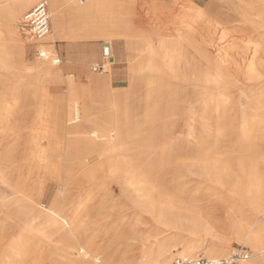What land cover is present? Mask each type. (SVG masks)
<instances>
[{
  "label": "bare ground",
  "instance_id": "bare-ground-1",
  "mask_svg": "<svg viewBox=\"0 0 264 264\" xmlns=\"http://www.w3.org/2000/svg\"><path fill=\"white\" fill-rule=\"evenodd\" d=\"M39 1H46L48 5L52 29L51 33L44 38L36 39L35 45L39 44L37 46V64L27 65L23 61L21 53L22 40L19 38L20 35L17 34L18 30L15 24L21 10ZM163 1L165 4L172 6V8L164 9L163 13L158 15L160 19L158 25L155 24L152 28L155 33L160 34L157 40V50H155L156 56L160 57L167 70L172 73L179 72L183 74V77L188 78L193 89L190 99L194 107L198 98L203 99V95H206V90L201 91L196 87L202 86L205 82L212 83L216 81H219V85L222 80L229 76L227 72L229 68L231 70L234 69V71L239 70L246 84H257L260 81L261 73L255 68L257 61L246 62L244 53L252 49L258 52L259 55H264V42L257 40L256 42L249 41L245 44H236L230 38L229 29H222L223 24H221L231 21L236 22L238 18L242 17L256 16L260 18V12H254L251 8H249L250 10L245 9L244 0H224L227 7L226 13L229 14L226 18L222 15V17H218L220 14H216L215 7L217 5L214 0H208L205 5H199L193 0ZM111 2L112 0H13V5L6 10L5 21H0V69L4 71V75L14 76V78H0V100L2 102L0 104L1 136L9 134L11 125L20 122V120L22 121L24 118L22 115L23 111H20V105L29 94L27 84L30 80H28L29 77H25L27 73L35 76H53L55 82H62L68 85L73 92L82 94L74 97L73 101L71 99L66 101L65 98L57 99L59 101L58 104L60 106L62 104L65 105V108H56L55 114H52L48 119L40 116L41 113L44 114L46 112L44 110L35 119L38 123L34 127L37 131V138H46L57 146V151L59 150L55 154L53 153L54 149L51 147L39 151L37 149V158L39 159L41 170H43V174H40L35 184L38 189L37 197L29 195L24 190L28 186L27 180L18 181V179L16 181L6 176L5 173L13 168L6 163L8 162L7 159L3 163H1L0 159L1 184L4 183L12 192L9 197L0 195V211H2L0 214V264H110V260L107 257H103L95 248L94 240L98 235L97 232L101 228L105 231L109 228H114L116 231L115 236H122L120 231L121 224L120 226H103L106 220L105 216L101 218L103 219L102 224L99 222L100 220H92L94 222L92 223L91 220L87 221L83 218L84 213L90 207L91 201L95 198L91 185L95 183L98 176L85 170L86 172L83 173L81 171L79 176L77 174L76 178L73 175L74 172L70 169L68 161L64 162V159H62L63 148L61 146L65 138L63 131L67 128L69 129L67 141L71 144L68 154L76 153L78 149H83L79 145V140H81L80 138L83 139V134H87L86 138L88 137V140L93 141L97 137L96 127L98 125H110L107 127L111 138L118 139L117 137L130 133V127H118V111L115 113L111 112V109L115 107L113 104L115 103V97L114 91L110 86L111 72H107L108 66L117 61L115 54L112 53L117 40L129 50L140 53H149L152 50V46L149 43H140L137 39L131 38L124 29L118 28L115 30L113 28L111 18L104 13ZM262 3H264V0ZM263 12L261 10V14ZM80 13L85 14L88 19L86 25L81 26L79 23L71 26L70 23L67 25V22L72 20L73 16ZM261 25L264 26V21L261 22ZM84 29L86 30L84 31ZM203 32L205 33L203 34ZM200 33L202 34L199 35ZM216 34L219 36H214ZM196 36L197 41L195 40L192 43ZM75 37L102 38L108 41V47L111 52L110 56L106 58L107 64L104 63L101 66V72L104 74H90L87 77L88 82L85 86L78 84L75 81V76H64L62 78L59 65L60 56L57 54L56 49L40 44L44 41L53 44L55 39ZM211 38H216L217 44ZM224 41L225 43H223ZM210 45L217 51L213 61L209 59L207 51L204 50V46ZM187 48H193V50L197 51L194 54L197 59L199 58L204 63L201 61L197 65V63L190 62L188 67L191 71H183L182 73L175 67V58H180L184 53L183 50ZM130 59L128 68L131 77L137 78L138 73L141 72L138 70L142 69V65L132 58ZM147 66L150 69H155L151 63L144 65L146 68ZM211 69L213 72L210 71ZM143 80H136L133 83H136V85L132 86L134 87V92L138 93L137 96L141 100L142 91L145 90L148 83V81ZM183 89L180 86L179 92H168V96L179 95V98L181 97L180 100L183 101L181 96L184 93ZM209 95L212 96V94ZM87 97L93 103V106H90L91 108L84 105ZM147 99H152V97L148 94ZM255 99L257 97L253 98V100ZM210 100L208 98L207 100H202L203 111H195L192 121L186 124L187 141L192 145L200 146L199 151L201 152L198 153L202 155V163L194 161L189 164L188 162V164L179 169L171 161L172 159H169L170 155L165 161L167 167L164 170H159L155 169V166L149 164V162H143L138 167L131 160L120 163L112 157L109 159L107 167L102 169L103 175L101 178L117 182L120 187V196L125 197L131 205L133 204L141 211L149 213L165 227L171 228L169 237L167 236L168 238L163 239L168 241L169 246H165L162 240L155 251L152 250L154 251L153 253L147 252L138 264H158L161 260L168 263L172 258L170 248L179 244L181 232L206 235L209 230L216 231L217 238L222 242L220 247L208 243L209 245L203 249L205 255L212 257L210 259L220 260L228 258L226 250L230 246L227 244L232 238H235L246 242L252 251L248 258L243 261H237V264H264V183L260 178L261 168L256 167L255 170H250V160L258 164L255 156H236L233 150L230 149L227 151L226 158H221V154L217 152L218 149L216 148L218 143L217 135H215V146L213 148L210 146L204 147V139L200 136L199 138L196 137L194 121L211 119L207 114L213 110L218 111L220 108L218 105H213L214 101ZM41 104L42 106L44 105L43 103ZM153 105L156 110L154 114L148 111L143 120L130 119L134 126L132 131L136 132L135 130L143 122L148 131L147 135H154L152 134V128L156 126L152 122H155L156 118L161 117L160 113L163 112V109H160L162 107L158 98L155 99ZM250 105V111H253V116L245 115L243 133H247L250 126H252L251 121L253 119L251 120V118L255 119L261 114L264 115V105L261 107L252 103ZM97 107L106 109V112L101 111L96 114L94 108L97 109ZM51 109L55 110V108ZM164 111V115H170L175 113L176 110L170 107ZM202 124L208 128L211 126L208 121H203ZM145 126L142 130L145 129ZM166 129L161 137L155 136L160 144L163 143L162 145H165L164 143H167L172 137V129L168 127ZM208 133L210 134L209 131ZM248 136L244 134L243 139H247ZM116 143L117 141H115V145L112 148L114 146L116 149L126 147L146 148L148 149L147 152H139L144 155L149 154L151 150L157 149L158 145H160L159 143L149 142V139L143 143L139 141H134L130 144L124 141ZM98 145L100 150L105 149L108 155L111 156V147L109 150L104 143L103 145L100 143ZM87 147V150H89L93 146L89 145ZM170 151L168 150L166 153L168 154ZM198 153L195 154V158L199 157ZM191 154V151L185 150L180 158L185 161L191 157ZM245 157L248 158L247 161L244 160ZM62 167L64 171H62ZM193 167L198 170L197 176L201 177V179L203 178V180L205 178L206 183L204 185L201 183L193 184L186 188L191 182L187 179V176L192 174ZM170 172H174V174L171 178H168L167 175ZM241 173H244L246 177H240ZM76 179L83 181L88 186L81 188L84 191L80 189L76 195H72V185L75 184ZM46 180L57 189L48 203L42 202V197L46 192L45 185L42 184ZM79 184L82 183L79 182ZM164 184L169 187L163 188ZM66 194L67 197L69 196L68 201L70 204L68 205L71 212L75 213L77 211L79 213L77 218L63 217L61 212L57 210V206H53V203L56 205V199L63 198ZM141 200L145 202L151 201V203L150 205L149 203L143 204ZM248 211L251 212L250 215ZM242 213L247 215L244 219L240 216ZM208 224L212 225L211 228L207 227ZM196 242L197 239L195 237L186 240L182 244L181 249L177 250V253L182 255L180 258L190 257L189 255L196 246Z\"/></svg>",
  "mask_w": 264,
  "mask_h": 264
},
{
  "label": "rangeland",
  "instance_id": "rangeland-1",
  "mask_svg": "<svg viewBox=\"0 0 264 264\" xmlns=\"http://www.w3.org/2000/svg\"><path fill=\"white\" fill-rule=\"evenodd\" d=\"M169 1V0H168ZM199 5H205L208 0H194ZM213 1V0H212ZM216 14H220L218 17H228L227 7L224 0H214ZM257 1V2H255ZM263 0H244L245 9L250 10L251 8L254 12H260V18L256 16H249V18H238L236 22H224L222 29H229L230 38L234 43L245 44L249 41L256 42L257 40L264 42V26L261 25V22L264 21V12L261 14V10L264 11V3ZM37 3V2H35ZM223 5H222V4ZM13 5V0H0V21H5L6 10ZM35 4L24 8L21 10L17 16V22L15 24L16 29L18 30L19 38L23 41L22 47L26 46L25 56L27 59L33 60L37 58V51L35 48L30 47L29 45H35L37 41L32 35L29 33L27 27L24 26L22 15L32 8ZM252 5V6H251ZM224 7V8H223ZM171 9L172 6L169 4H165L163 0H112L111 4L107 9H105L104 13L108 14L112 20L113 28L116 30L118 28L124 29L125 32L131 36V38H135L140 43H149L152 46V50L149 53H140L137 51H131L129 48L123 46L120 41H116L114 44L113 54H115L116 61L114 64L108 66V71L111 72L110 76V86L114 91V108L111 109L112 113L117 112L118 114V127L119 126H128L130 127L129 134H123L118 139L111 138L109 134V129L107 124L98 125L97 128V137L94 140L90 141L86 138V135L83 134L81 140H79V145L83 147V149H78L76 153L68 154L70 150V145L68 143V132L69 129H65L63 131L64 135V143L63 148V156L64 162L68 161L70 165L71 171L74 172V176L76 177L81 174V171L84 173L89 171L93 174H96L98 178L95 180V183L91 185L93 192L95 193V198L91 201L90 207L84 213L83 218L87 221H96L100 220L101 224L103 223V216L106 217L105 223L103 226H114L118 225L121 228L122 236H115V229L109 228L107 231L101 228L98 230L96 239L94 240L95 248L101 253L103 257H107L109 259L110 264H138L142 257L147 253H153L158 246V244L164 239L169 237V233L171 228L165 227L161 222L157 221L154 217H152L149 213L145 211H141V209L136 208L133 204L129 202L125 197L120 196V187L114 180L103 179L101 176L103 175L102 169L106 168L109 159L113 157V159H117L120 163L124 161L131 160L136 166H141L143 162H149V164L154 165L155 169L164 170L167 167L166 160L169 159L175 163L179 169L186 164L193 163L194 161L201 162L202 155L199 154V147L197 145H192L188 143L186 137V124L189 121H192V117L195 111H203L204 106L202 104V100L214 101L213 105L220 106L218 111H212L207 114L211 119H203L194 121L195 134L196 137L204 139V144L207 145L204 147L215 146V135H217L218 143L216 148L218 149V153L220 152V157L226 158L228 154V150H233L236 156L240 155H250L255 156L256 160H258V164L254 163L250 160V170H255V168L260 169V178L264 183V115L258 116V118H251L252 126L247 133H243V121L245 115L253 116V111H250V103L258 105L261 107L264 105V55H259L258 52L250 49L244 53L245 61H257L255 68L261 73V79L257 84H246L244 83L245 79H243L242 75H240V71H234V69H228L227 72L229 76L222 80L218 85L219 81L216 82H205L202 86H198V90H206V95H203V99H199L195 104V107L192 105L193 102L190 99L192 97V88L190 81L188 78L183 77L181 73H172L170 70H167V67L164 66L162 60L159 56H156L155 50H157V43L159 38V33H155L153 31V27L155 24L158 25L160 19L159 14L163 13L164 9ZM261 8V9H260ZM226 14V15H225ZM222 15V16H221ZM148 17V18H147ZM50 19V17H49ZM85 14L80 13L78 15L73 16L72 20L67 22V25L70 23V26L76 25L77 23L81 24V26L86 25ZM51 21V19H50ZM52 29V25H51ZM86 29H84L85 31ZM51 33V31H50ZM49 33V34H50ZM205 32H203L204 34ZM219 33V32H218ZM200 33L199 35H201ZM220 34V33H219ZM48 35V34H47ZM214 36H219L218 34ZM70 40H84L91 41L95 40L94 37L91 38H83V37H75L68 38ZM97 42V54L98 57L92 61L89 65V72L103 75L101 72V66L105 63L107 64L106 58L110 56V50L108 47V55L104 56L101 53L102 44H107L108 42L104 39L96 38ZM197 41V36L192 40ZM215 43L217 42L216 38L212 39ZM46 42V41H44ZM48 43V42H46ZM222 43V42H221ZM220 43V44H221ZM225 43V41L223 42ZM222 43V44H223ZM51 44V43H49ZM119 44V45H118ZM217 44V43H216ZM208 47V48H207ZM118 48V49H117ZM35 49V50H34ZM207 49V50H206ZM78 48H73L72 51H77ZM204 50L207 51L208 57L213 61L214 57L217 55V51L213 46H204ZM22 52V51H21ZM174 53L173 51H170ZM183 55L179 58L176 57L174 60L176 61L175 67L177 70L183 71H191L188 67L190 62L200 64L202 60L194 54L195 50L193 48H187L183 50ZM216 54V55H215ZM60 73L61 77L64 78V75L69 77H76V82L85 86L88 82V76L90 74H74L71 75L68 72H65L66 64L71 62L70 57L67 56V60L63 63V57L60 55ZM237 55V54H236ZM37 56V57H36ZM132 58L134 61L138 62L142 65L141 71L138 73L137 78H132L128 65ZM130 60V61H129ZM200 62L198 63V61ZM73 61V60H72ZM203 62V61H202ZM47 63V62H45ZM154 65L155 69H150L149 66L144 67L145 64ZM188 63V65H187ZM204 63V62H203ZM241 63V61H240ZM126 64V65H125ZM163 65V66H161ZM161 66V67H160ZM112 67V68H111ZM160 67V69H158ZM157 68V69H156ZM162 69V70H161ZM198 69V68H196ZM64 70V71H63ZM129 71V72H128ZM213 72V70H210ZM1 77L4 75V71L0 69ZM124 72V73H123ZM128 72V73H126ZM123 73V74H122ZM69 74V75H68ZM125 74V75H124ZM176 74V75H175ZM135 76V75H134ZM0 77V78H1ZM7 78H14V76L9 75ZM34 77H29V83L27 84V88L29 89V94L23 99V102L20 105V111H23V120L18 123H14L11 125V131L9 134L0 135V159L1 163L6 162L5 159L8 160V164L13 168L11 171L6 172V176L13 180H27L28 186L25 187V191L34 197L38 195V189L35 186L37 183L40 174H43V170L39 165V159L37 158V149L38 151L41 149L53 148L55 154L58 153L57 146L48 141L46 138H37L36 129L34 128L38 123L36 122V118L38 115L46 111L44 114L41 113L40 116H44L45 118L51 117V115L55 114L56 108H65V105L58 104L59 101L57 99H66V101H73L74 97L82 95L81 93L73 92L69 89L68 85L64 83L55 82L53 80V76H40L34 83L32 82ZM55 79V78H54ZM121 79V80H120ZM146 80L148 81L145 90L142 91L141 98L137 96L138 93L134 92L132 86L136 80ZM113 80V81H112ZM143 80V81H144ZM126 83V84H125ZM29 86V87H28ZM180 86L184 88V93L181 95L182 100H180L179 95L176 96H168V92H179ZM69 89V90H68ZM244 90H246L244 92ZM212 94L209 95V94ZM149 94L152 99H147V95ZM144 96V97H143ZM146 97V98H145ZM211 97V98H210ZM257 97V99L253 100V98ZM158 98L161 102L160 109H163V112L160 113L161 117L156 118L152 122L154 124L152 130L153 136L147 135L148 131L146 126L142 122L140 127H138L134 132L133 123L130 119H144V116L148 111L154 114L155 107L153 105L155 99ZM212 98H214L212 100ZM201 100V101H200ZM209 101V103H210ZM217 101V102H216ZM219 101V102H218ZM253 101V102H252ZM255 101V102H254ZM0 100V104H1ZM43 103L44 105L42 106ZM49 103V105H48ZM201 103V104H200ZM217 103V104H216ZM39 107H38V106ZM85 106L91 108L93 103L87 98H85ZM212 105V106H213ZM91 106V107H90ZM174 108L176 111L173 114L164 115V110L168 108ZM51 108H55L52 110ZM197 108V110H195ZM214 108V106H213ZM103 109V110H102ZM94 108V112L97 114L101 111H105L104 108ZM212 110V109H211ZM145 111V112H144ZM106 112V111H105ZM58 113V112H57ZM259 113V112H258ZM134 115V116H133ZM143 116V117H142ZM219 116V117H217ZM140 117V118H139ZM203 121H208V124L211 126L208 128L204 124ZM35 122V123H34ZM219 123V124H218ZM147 124V123H146ZM218 124V127H217ZM20 127H19V126ZM220 125V126H219ZM145 126V129L142 130ZM14 127V128H13ZM67 127V126H66ZM103 127V128H101ZM127 127V128H128ZM171 128L172 137L162 145L159 143L158 139L155 136L161 137L166 131V128ZM101 128V129H100ZM100 129V130H99ZM16 132H15V131ZM39 130V129H38ZM127 130V129H126ZM125 130V131H126ZM216 130V131H215ZM62 132V130H60ZM101 131V132H100ZM210 132V134L208 133ZM11 132V133H10ZM217 132V133H216ZM249 135L247 139H243V136ZM4 136V137H3ZM149 136V137H148ZM157 136V137H158ZM37 138V139H36ZM120 138V139H119ZM151 143H159V147L157 149L151 150L149 154H141L142 152H147L148 149L141 148L136 149L132 147H126L123 149L112 148L115 145V141L127 142L131 143L134 141L139 142H147L148 139ZM157 139V140H156ZM107 149H111V156L108 155V152L105 150L99 149V143L103 145V143ZM116 143V144H117ZM35 145V146H34ZM84 145H91L92 148H89ZM111 147V148H110ZM36 149V151H35ZM135 150V151H134ZM168 150H171L170 153H166ZM188 150L191 151V157L187 158V160H181V154L183 151ZM141 151V153H139ZM199 152V153H198ZM106 153V154H105ZM138 153V154H137ZM199 155L198 158H195V154ZM250 153V154H249ZM99 154V155H98ZM167 154V155H166ZM146 156V157H145ZM92 157V159H90ZM135 157V158H134ZM132 158V159H131ZM247 157L244 160L247 161ZM224 160V159H223ZM152 161V162H151ZM203 162V161H202ZM201 162V163H202ZM140 164V165H139ZM18 167V169H17ZM100 168V169H99ZM86 170V171H85ZM5 171V170H3ZM62 171L63 167H62ZM88 172V173H89ZM198 170L196 167L192 168V174L187 176L191 184L189 183L186 188L190 185H197L201 183L204 185L206 183V179L197 176ZM174 172L168 173V178L173 176ZM194 175V176H193ZM20 177V178H19ZM240 177H246L244 173L240 174ZM43 178V177H42ZM77 178V177H76ZM101 178V179H100ZM167 178V179H168ZM98 180V181H97ZM82 183V184H79ZM72 185L71 193L72 195H76L78 190L83 187L88 186V184L83 181H79L76 179ZM45 185V193L42 197V202L48 203L51 199V196L57 190L55 186L49 181H43ZM163 185V184H162ZM76 186V187H75ZM90 187V186H89ZM168 188L164 184L163 188ZM185 188V189H186ZM82 190V189H81ZM84 191V190H82ZM51 192V193H50ZM12 194L11 190L6 187L3 183L1 184L0 179V195L2 197H9ZM34 194V195H33ZM50 194V195H49ZM36 195V196H35ZM69 196L67 194L63 198L56 199V205L53 203V206H57V210L61 212L63 217L77 218L79 213L76 211L75 213L71 212V209L68 204ZM142 203L150 205L151 201L145 202L141 200ZM138 212V213H137ZM2 211H0V214ZM137 213V214H135ZM249 215L251 214L248 211ZM1 216V215H0ZM131 216V217H130ZM243 219L246 217V213H242L240 215ZM241 218V219H242ZM92 221V223H94ZM88 223V222H87ZM1 224V221H0ZM89 225V224H88ZM212 225L208 224L207 227L211 228ZM117 227V226H115ZM103 230V231H102ZM105 231V233H104ZM217 232L213 230H209L207 234L200 233H185L181 232L179 237V244L176 247H171L170 250L172 253V258L170 262L165 263L162 260L159 261L158 264H170L175 258L182 257L177 253V250L181 249L183 243L186 242L191 237H195L197 239L196 246L193 248L192 253L189 255L190 257L202 256L204 258H212L211 256L205 255L203 249L207 245H213L220 247L222 244L221 240L218 237ZM168 236V237H167ZM136 237V238H135ZM142 239V240H140ZM159 239V240H158ZM144 240V241H143ZM163 240V241H164ZM158 241V242H157ZM153 242V243H152ZM209 243V244H208ZM165 246L168 245V241H164ZM218 244V245H217ZM230 246L226 250V256H229L233 250L237 248H243L248 251L249 255L252 254L250 246L246 242L239 241L235 238H232L231 241L227 244ZM154 246V247H153ZM154 250V251H152ZM225 257V256H224ZM222 258V257H221ZM225 259V258H222Z\"/></svg>",
  "mask_w": 264,
  "mask_h": 264
},
{
  "label": "crops",
  "instance_id": "crops-1",
  "mask_svg": "<svg viewBox=\"0 0 264 264\" xmlns=\"http://www.w3.org/2000/svg\"><path fill=\"white\" fill-rule=\"evenodd\" d=\"M194 2L196 3V1H194ZM100 39H102V38H100ZM96 41H97L96 38H95V40H91L89 42L81 40V39L72 41L68 38H62V39H55L53 44H49L46 42H41L40 44L47 45V46H50V47H53L54 49H56L57 54L59 53L60 55H62L63 63L66 62L67 56L70 57L71 62L66 64L64 70H65V72H68L69 74L74 75V74H91V72H89V65L92 63L93 60H95L98 57L97 49H96V47H97ZM22 45H23V41H22ZM38 45L36 44V45H29V46L35 48L37 51ZM107 45L109 46L108 43H107ZM73 48H78V50L72 51ZM21 51H22L21 53L23 56V61L25 64H27V65H36L37 64V62H38L37 56H36L37 58H34L33 60L26 58V56H25L26 46L22 47ZM7 76H9V75H2L1 78H7ZM64 76H66V75H64ZM25 77H34L32 80V82L34 83L35 81L37 82V80L40 76H38V75L35 76L33 74L27 73L25 75Z\"/></svg>",
  "mask_w": 264,
  "mask_h": 264
},
{
  "label": "built area",
  "instance_id": "built-area-1",
  "mask_svg": "<svg viewBox=\"0 0 264 264\" xmlns=\"http://www.w3.org/2000/svg\"><path fill=\"white\" fill-rule=\"evenodd\" d=\"M24 26L35 39H42L51 31V21L49 19L48 5L46 1H39L22 15ZM102 53V51H101ZM249 257L248 251L237 248L232 251L228 258L215 260L197 257L175 258L170 264H237Z\"/></svg>",
  "mask_w": 264,
  "mask_h": 264
},
{
  "label": "water",
  "instance_id": "water-1",
  "mask_svg": "<svg viewBox=\"0 0 264 264\" xmlns=\"http://www.w3.org/2000/svg\"><path fill=\"white\" fill-rule=\"evenodd\" d=\"M102 54L104 55V56H107L108 55V45L107 44H102ZM110 60H111V58H110Z\"/></svg>",
  "mask_w": 264,
  "mask_h": 264
}]
</instances>
